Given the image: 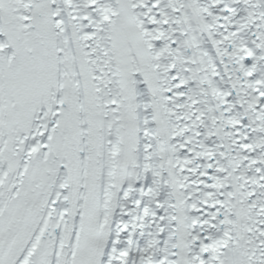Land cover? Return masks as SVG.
Listing matches in <instances>:
<instances>
[{"label":"snow or ice","instance_id":"6c2138e0","mask_svg":"<svg viewBox=\"0 0 264 264\" xmlns=\"http://www.w3.org/2000/svg\"><path fill=\"white\" fill-rule=\"evenodd\" d=\"M0 264H264V0H0Z\"/></svg>","mask_w":264,"mask_h":264}]
</instances>
